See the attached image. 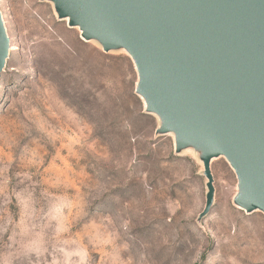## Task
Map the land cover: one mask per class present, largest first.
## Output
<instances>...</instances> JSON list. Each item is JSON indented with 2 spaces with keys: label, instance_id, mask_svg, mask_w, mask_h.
Listing matches in <instances>:
<instances>
[{
  "label": "rangeland",
  "instance_id": "obj_1",
  "mask_svg": "<svg viewBox=\"0 0 264 264\" xmlns=\"http://www.w3.org/2000/svg\"><path fill=\"white\" fill-rule=\"evenodd\" d=\"M0 264H264V213L202 148H178L123 47L85 40L48 0H0Z\"/></svg>",
  "mask_w": 264,
  "mask_h": 264
},
{
  "label": "water",
  "instance_id": "obj_2",
  "mask_svg": "<svg viewBox=\"0 0 264 264\" xmlns=\"http://www.w3.org/2000/svg\"><path fill=\"white\" fill-rule=\"evenodd\" d=\"M103 50L123 47L135 64L138 93L178 148L223 156L240 184L238 206L264 213V0H48ZM10 38L0 11V78Z\"/></svg>",
  "mask_w": 264,
  "mask_h": 264
},
{
  "label": "bare ground",
  "instance_id": "obj_3",
  "mask_svg": "<svg viewBox=\"0 0 264 264\" xmlns=\"http://www.w3.org/2000/svg\"><path fill=\"white\" fill-rule=\"evenodd\" d=\"M64 20L70 21V18L68 17V18H66V19H64ZM75 28H78V29L80 30V32L83 33V31L81 30L80 26H77V27H75ZM238 208L241 209V210H243V211H246L244 208H242V207H240V206H238Z\"/></svg>",
  "mask_w": 264,
  "mask_h": 264
}]
</instances>
